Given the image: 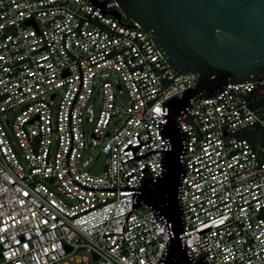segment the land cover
<instances>
[{
  "label": "built area",
  "instance_id": "obj_1",
  "mask_svg": "<svg viewBox=\"0 0 264 264\" xmlns=\"http://www.w3.org/2000/svg\"><path fill=\"white\" fill-rule=\"evenodd\" d=\"M197 78L117 0H0V264H157L165 223L142 202L122 224L161 151L125 149L162 150L161 105ZM176 121L192 258L264 264V75L191 99ZM88 150L103 173L83 170Z\"/></svg>",
  "mask_w": 264,
  "mask_h": 264
},
{
  "label": "water",
  "instance_id": "obj_2",
  "mask_svg": "<svg viewBox=\"0 0 264 264\" xmlns=\"http://www.w3.org/2000/svg\"><path fill=\"white\" fill-rule=\"evenodd\" d=\"M117 1L127 16L152 35L176 71L198 74L193 87L161 105L162 120L158 127L165 141L163 149L135 156L134 151L140 144L149 142L141 143L138 136L139 145L129 144L125 149H131L132 159L161 151L162 172L141 179L139 188L132 194L131 210L123 218L122 233L127 216L143 202L165 223L169 238L157 264H206L210 260L200 261L207 257L205 254L197 261L192 258L182 231L184 222L179 194L185 172L183 155L187 136L176 118L189 110L191 99L215 95L227 82L242 84L263 77L264 0ZM206 230L208 228L197 232ZM206 243L198 244L199 248Z\"/></svg>",
  "mask_w": 264,
  "mask_h": 264
},
{
  "label": "rangeland",
  "instance_id": "obj_3",
  "mask_svg": "<svg viewBox=\"0 0 264 264\" xmlns=\"http://www.w3.org/2000/svg\"><path fill=\"white\" fill-rule=\"evenodd\" d=\"M93 102L94 107L97 105V97L94 95L93 99L91 100ZM85 129L90 131V125H85ZM264 129H259V132L262 133ZM92 155V158L90 162L87 164L86 167L83 168V170L88 171L92 174H101L104 171L105 162H106V155L103 153H91V151H86L85 156ZM82 254H89L87 250H82Z\"/></svg>",
  "mask_w": 264,
  "mask_h": 264
},
{
  "label": "trees",
  "instance_id": "obj_4",
  "mask_svg": "<svg viewBox=\"0 0 264 264\" xmlns=\"http://www.w3.org/2000/svg\"><path fill=\"white\" fill-rule=\"evenodd\" d=\"M261 137H262V142H263V144H264V131L262 132Z\"/></svg>",
  "mask_w": 264,
  "mask_h": 264
}]
</instances>
